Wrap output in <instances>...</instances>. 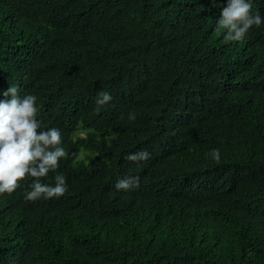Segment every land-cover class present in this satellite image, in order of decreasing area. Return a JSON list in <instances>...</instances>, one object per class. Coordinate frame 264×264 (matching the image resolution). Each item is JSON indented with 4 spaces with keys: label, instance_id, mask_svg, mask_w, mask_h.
I'll return each mask as SVG.
<instances>
[{
    "label": "trees",
    "instance_id": "trees-1",
    "mask_svg": "<svg viewBox=\"0 0 264 264\" xmlns=\"http://www.w3.org/2000/svg\"><path fill=\"white\" fill-rule=\"evenodd\" d=\"M0 264H264V0H0Z\"/></svg>",
    "mask_w": 264,
    "mask_h": 264
}]
</instances>
